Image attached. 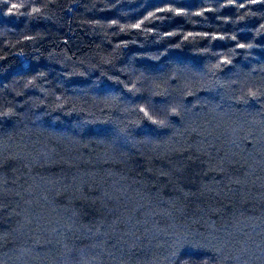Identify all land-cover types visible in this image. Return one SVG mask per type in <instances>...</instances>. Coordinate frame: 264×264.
Returning a JSON list of instances; mask_svg holds the SVG:
<instances>
[{
    "label": "trees",
    "instance_id": "trees-1",
    "mask_svg": "<svg viewBox=\"0 0 264 264\" xmlns=\"http://www.w3.org/2000/svg\"><path fill=\"white\" fill-rule=\"evenodd\" d=\"M262 26L251 0L0 2V264H264Z\"/></svg>",
    "mask_w": 264,
    "mask_h": 264
},
{
    "label": "snow or ice",
    "instance_id": "snow-or-ice-1",
    "mask_svg": "<svg viewBox=\"0 0 264 264\" xmlns=\"http://www.w3.org/2000/svg\"><path fill=\"white\" fill-rule=\"evenodd\" d=\"M0 2H4V3H7V0H0ZM229 3H235V0H229ZM251 3L253 4H259V3H264V0H251ZM24 7V4L21 2V3H12L10 7H8V10H7V15H13V14H17L20 12V9H22ZM240 8H244L245 5L244 4H240L239 5ZM41 10L39 8H33L32 9V13H39ZM205 11H213V9H205ZM156 12H174L176 15H183L185 14V10L183 8H157L156 9ZM156 12H150L148 14V16H146L144 18V20H141L139 21L138 23H135L133 25H131L132 28H135V29H141L142 25L144 24V22L146 20H150L151 18H154L156 17ZM22 14V13H20ZM203 13L202 12H198L196 13V15H202ZM243 18V17H241ZM113 24H116L117 21H112ZM264 27V26H262ZM173 33H169V35H172ZM189 35H192V33H189ZM204 35H207V33H204ZM187 39V37H185ZM224 39V37H213V39ZM233 40H235V36L232 37ZM240 48H245V47H248V48H251L253 47V45L251 44H239L238 45ZM222 64H230L231 63V60H228V59H224L223 61H221ZM220 65H217V67H219ZM131 91V89L129 90ZM250 97L251 99L253 100H258L259 99V95L256 93V92H250ZM149 107L152 108V111L150 112L147 108L145 107H139L138 111L139 112H142L143 113V116L145 118H147L148 121H150L152 124H157L159 126H164V121L163 120H157L154 118V115L153 113H155V108L152 106V105H149ZM174 113L176 112V109L173 108L172 110ZM3 115H6L5 113H0V116H3ZM174 256L177 255V253H174L173 254Z\"/></svg>",
    "mask_w": 264,
    "mask_h": 264
}]
</instances>
